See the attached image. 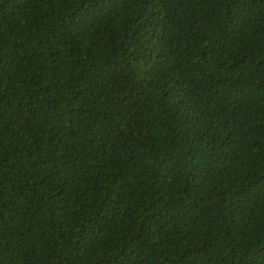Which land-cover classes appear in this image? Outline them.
I'll return each mask as SVG.
<instances>
[{
    "label": "trees",
    "instance_id": "trees-1",
    "mask_svg": "<svg viewBox=\"0 0 264 264\" xmlns=\"http://www.w3.org/2000/svg\"><path fill=\"white\" fill-rule=\"evenodd\" d=\"M0 264H264V0H0Z\"/></svg>",
    "mask_w": 264,
    "mask_h": 264
}]
</instances>
